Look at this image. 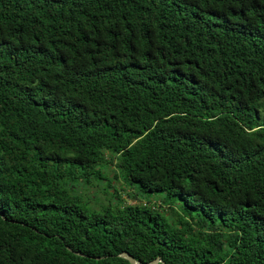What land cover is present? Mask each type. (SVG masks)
Returning <instances> with one entry per match:
<instances>
[{"label":"trees","instance_id":"obj_1","mask_svg":"<svg viewBox=\"0 0 264 264\" xmlns=\"http://www.w3.org/2000/svg\"><path fill=\"white\" fill-rule=\"evenodd\" d=\"M261 112L264 0H0V264H264Z\"/></svg>","mask_w":264,"mask_h":264},{"label":"rangeland","instance_id":"obj_2","mask_svg":"<svg viewBox=\"0 0 264 264\" xmlns=\"http://www.w3.org/2000/svg\"><path fill=\"white\" fill-rule=\"evenodd\" d=\"M260 122L264 124V112L260 113ZM115 174V167L109 166V168L104 172L107 180L99 181V183H95L94 186L88 189H80V192H82L85 198H88L91 201V205L95 208L100 209L102 205H107L109 203L110 194H106L104 189L105 185L108 184V180L112 181V186L108 189L110 192H114V188H117L122 195V198L126 200L128 204L137 203V201H132L130 198H128V189L120 179L115 178Z\"/></svg>","mask_w":264,"mask_h":264},{"label":"water","instance_id":"obj_3","mask_svg":"<svg viewBox=\"0 0 264 264\" xmlns=\"http://www.w3.org/2000/svg\"><path fill=\"white\" fill-rule=\"evenodd\" d=\"M3 218H4V216H3ZM67 248H68V250H70L71 252H73L74 254H76V255H78L80 257L89 258L88 256L83 255L82 253L74 252L70 247H67ZM118 257L121 258V259L127 260L130 264H165L164 261L161 258H157L154 261H151L149 263H142V262L136 260L135 258H133L127 252H123V253L119 254ZM95 259L99 260L101 258H95Z\"/></svg>","mask_w":264,"mask_h":264}]
</instances>
